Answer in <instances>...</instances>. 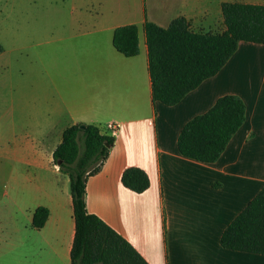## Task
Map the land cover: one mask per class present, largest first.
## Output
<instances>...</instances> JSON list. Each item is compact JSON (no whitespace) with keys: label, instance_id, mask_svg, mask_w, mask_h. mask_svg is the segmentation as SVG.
<instances>
[{"label":"crops","instance_id":"0c3cea01","mask_svg":"<svg viewBox=\"0 0 264 264\" xmlns=\"http://www.w3.org/2000/svg\"><path fill=\"white\" fill-rule=\"evenodd\" d=\"M52 1L34 0L39 20L24 21L30 31L15 38L26 51L16 83L22 133L12 153L0 135V159L16 161L14 196L0 195V264H72L71 180L55 164L54 152L64 131L81 123L115 137L100 172L87 182V209L148 264H264V255L221 245L224 230L264 187V114L243 61H264V45L241 42L216 76L167 106L153 101L145 27L150 21L167 28L184 17L195 32H223L224 3L264 0H83V16H75L74 5L69 13L75 19L42 21ZM17 7L26 10L23 3ZM125 25L139 29L135 57L113 45L115 30ZM225 95L240 96L247 107L246 121L225 152L215 163L182 156L178 139L186 123ZM112 124L119 126L116 132ZM131 167L150 178L141 194L122 184ZM39 207L49 210L40 229L32 225Z\"/></svg>","mask_w":264,"mask_h":264},{"label":"trees","instance_id":"16d2710c","mask_svg":"<svg viewBox=\"0 0 264 264\" xmlns=\"http://www.w3.org/2000/svg\"><path fill=\"white\" fill-rule=\"evenodd\" d=\"M223 32H195L179 17L167 28L147 21L149 70L153 101L167 106L179 104L204 81L216 76L237 52L241 42L264 45V5L229 2L222 5ZM113 45L126 57L140 53L137 25L118 27ZM0 45V53L3 52ZM247 107L238 95L220 97L206 113L186 123L178 139L182 156L215 163L233 136L243 126ZM115 144V137L94 124H75L63 133L54 152V162L69 175L75 218L72 264H148L136 249L99 216L87 209V182L100 172ZM122 184L141 194L149 189L148 174L128 168ZM49 210L36 209L32 225L43 228ZM225 249L264 255V187L228 225L221 237Z\"/></svg>","mask_w":264,"mask_h":264},{"label":"rangeland","instance_id":"374dc122","mask_svg":"<svg viewBox=\"0 0 264 264\" xmlns=\"http://www.w3.org/2000/svg\"><path fill=\"white\" fill-rule=\"evenodd\" d=\"M33 2L34 0H0V44L5 47L4 53L0 55V135L4 140L1 143L2 147L7 144L9 153L15 150L22 133L16 125V105L20 100L16 83L17 76L22 74L23 68L21 66L26 60V51H22L18 47L15 38L17 34L21 36L27 30L30 31V24H28V29L26 26L23 27L24 21L30 23L33 20H39L38 13H34L32 10ZM21 3L26 8L23 12L17 7ZM74 5L78 6L75 16H83V0H53L50 8L46 9L40 19L51 22H65L75 19L76 17L69 13V9ZM17 20L20 21L19 27L16 24ZM243 61L247 65L245 72L250 76L248 82L251 83V79L255 80L256 94L264 114V64L261 65L264 61L261 62L256 58L246 56ZM15 167L14 156L9 155L0 159V195L2 196L6 193L9 196H14L11 195L14 194V182L11 179L15 175Z\"/></svg>","mask_w":264,"mask_h":264},{"label":"built area","instance_id":"2783aa9c","mask_svg":"<svg viewBox=\"0 0 264 264\" xmlns=\"http://www.w3.org/2000/svg\"><path fill=\"white\" fill-rule=\"evenodd\" d=\"M110 128H111L112 132H116L118 130L119 126L117 124H112Z\"/></svg>","mask_w":264,"mask_h":264},{"label":"water","instance_id":"95a60500","mask_svg":"<svg viewBox=\"0 0 264 264\" xmlns=\"http://www.w3.org/2000/svg\"><path fill=\"white\" fill-rule=\"evenodd\" d=\"M59 166V165H58Z\"/></svg>","mask_w":264,"mask_h":264}]
</instances>
